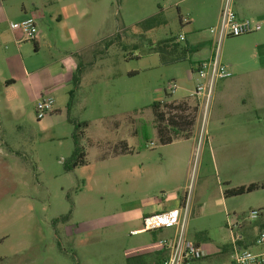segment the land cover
I'll use <instances>...</instances> for the list:
<instances>
[{"label": "rangeland", "instance_id": "rangeland-1", "mask_svg": "<svg viewBox=\"0 0 264 264\" xmlns=\"http://www.w3.org/2000/svg\"><path fill=\"white\" fill-rule=\"evenodd\" d=\"M26 1L16 0L8 9ZM73 1L87 16L82 24L73 19L68 26L83 29L79 42L86 47L82 55L85 72L71 119L88 124L82 130L89 163L65 172L75 131L65 116L39 121L36 108L18 105L9 109L0 96V264H156L155 258L150 260L144 253L149 246L157 247L155 239L169 238L168 232L154 235L144 227L136 232L125 222L131 216L125 210L160 197L157 187L149 184V164L160 161V147L132 159L111 156L116 138H127L130 143L129 138H137L135 122L154 120L153 104L166 100L170 82L178 86L176 97L194 91L200 81L191 74L189 61L163 65L160 56L148 50V39L160 42L187 35L191 58L197 60L215 51L217 36L211 31L217 26H202L194 35L184 22L190 19L189 10L203 0ZM158 14L165 24L147 40L129 39L124 42L127 48L115 46L105 52L106 39ZM56 35L64 39L62 32ZM247 38L230 39L226 54L230 48L233 55L242 53ZM221 50L225 54L223 44ZM12 53H16L13 46L0 47L1 68ZM212 102L198 116L190 112L189 129L170 131L171 138H204L205 142L212 138L217 106L215 98ZM153 138H157L156 131ZM232 162L228 174L218 172L211 153L200 142L188 182L187 173L180 181L182 187L187 182L186 192L191 196L187 238L208 245L210 251L230 245L229 224L244 222L252 229L264 224V189L225 197L228 190L263 183L264 151ZM253 210L262 212L257 221L248 219ZM69 214L68 220H60Z\"/></svg>", "mask_w": 264, "mask_h": 264}, {"label": "crops", "instance_id": "crops-1", "mask_svg": "<svg viewBox=\"0 0 264 264\" xmlns=\"http://www.w3.org/2000/svg\"><path fill=\"white\" fill-rule=\"evenodd\" d=\"M15 1L0 0V47L5 44L16 49L15 54L7 55L4 69L0 67V96L9 109H17L18 105L21 107L27 105L35 109L42 98L52 97L55 99V108L50 117L56 119L65 116L68 119L69 105L72 111L81 88L85 72L82 55L86 50V47H81L79 42L83 29L68 26L69 21L73 19H78L79 24H82L87 11L84 9L80 11V5L73 0H28L22 2L18 8L9 10V5H14ZM222 4L223 0H203L189 10L188 27L193 30L194 35L202 26L219 25ZM234 10L240 19H250L260 23L262 30L243 36L250 39H246L247 46L238 55L237 53L233 55L231 48L226 54L229 40L233 38H227L223 42L225 54L221 50L220 60L230 70L232 76L218 80L212 93L211 99L214 102L215 98L217 104L216 128L212 138H206L205 142L204 138H171L170 136V131L184 132L189 129L190 112L195 111L198 116L202 107L205 109V98L196 97L195 90H185L184 95L176 97L165 93L166 100L158 103L157 110L161 117L163 116V123H160L163 133L161 135L158 130H155L157 138H153L154 147L149 146V149L153 151L157 146L160 147V161L149 164V176L152 178L149 184L151 187H157L160 197L149 198L148 201L125 210L127 216L131 214L125 222L136 228V232H142L141 228L144 227V220L147 217L181 208L185 200L191 163L200 142L203 149L211 153L217 171L224 174H228L232 169L233 158L242 159L253 152L264 151V126H262L264 121V0H234ZM31 17L36 19L39 30L38 40L32 42L33 46L28 44L19 33L10 29L11 23H20ZM56 32H62L64 39L59 40ZM185 37V42L192 52L189 38L187 35ZM46 50L50 52L49 55L45 54ZM213 56L214 51L211 50L207 56L197 60L190 57L187 61L191 65V74L195 75L199 63L208 61ZM79 67L82 68V78L79 89L75 91L73 78ZM153 121H157L155 114ZM129 139L131 143L127 138H116L117 145L111 157L132 159L135 155H140V152H136L139 146L138 139ZM183 143H187L188 146ZM84 148L88 164L89 149L85 146ZM188 149L189 152H187ZM105 156L102 157L103 160L107 158L106 154ZM240 167L245 166L241 163ZM124 173H128V170ZM124 173L121 172L120 175ZM184 173H187V182L182 187L180 181ZM170 185L173 186L172 189H168ZM245 224L241 223L234 234L237 238V247L259 252L260 250L255 246V240L260 235V226L252 229ZM159 232H168L169 238L174 234L173 230H161L153 234L158 235ZM230 235L231 238L232 234ZM161 239L164 238L155 239L156 244ZM195 244L203 248L208 255L207 259L200 264L231 262L234 252L233 239L230 245L216 246L213 251H210L206 244L199 242ZM147 249L149 251L144 255H150V260L155 258L156 264H162V252L157 251V247L154 246H149Z\"/></svg>", "mask_w": 264, "mask_h": 264}, {"label": "built area", "instance_id": "built-area-1", "mask_svg": "<svg viewBox=\"0 0 264 264\" xmlns=\"http://www.w3.org/2000/svg\"><path fill=\"white\" fill-rule=\"evenodd\" d=\"M186 24L189 20L184 21ZM11 31L19 33L27 42H37L39 30L36 19L31 17L20 23H11ZM262 30L260 23L250 19H240L234 10V0H223L219 25L211 31L217 36L214 56L208 61L199 63L195 75L200 79L194 95L205 98L206 107L211 101L215 84L218 80L228 79L232 76L230 70L221 63V47L227 38H239L257 33ZM179 42L185 43V35H181ZM177 84L170 82L166 93L173 95L177 91ZM163 103V102H162ZM205 107V108H206ZM55 99L52 97L42 98L36 107L37 119L42 120L54 113ZM150 147H154L151 143ZM191 196L185 193L183 205L178 210L169 211L163 214L152 215L144 220V228L148 232L161 230H174L170 238L161 239L157 242V251L162 252V264H200L206 260L208 255L203 248L196 245L187 238V222ZM261 216L260 210H253L248 217L251 221H257ZM240 224H229V231L234 240V252L231 262L228 264H264V233H261L255 240V246L260 250L254 252L249 249L237 247V238L234 235ZM224 264V263H217Z\"/></svg>", "mask_w": 264, "mask_h": 264}, {"label": "trees", "instance_id": "trees-1", "mask_svg": "<svg viewBox=\"0 0 264 264\" xmlns=\"http://www.w3.org/2000/svg\"><path fill=\"white\" fill-rule=\"evenodd\" d=\"M165 22L160 17V14L151 17L139 24H136L130 29H125L117 32L114 36L106 39L104 41L105 52L109 49L117 46L120 48H127L124 43L126 40L137 38L139 40H147L148 36L152 35L158 28L163 26ZM150 44L148 45V50L154 53H157L160 56V61L163 65H174L183 61L190 60L191 50L188 45L178 41L177 37H172L160 42H154L151 39H148ZM82 78V68L79 67L77 74L73 78L74 90H78L81 84ZM72 97V94H71ZM162 104V103H161ZM159 107L158 103L153 104L154 114L156 115L155 122L139 120L134 123V134L137 136L139 146L136 152H143L149 149V145L153 140V131L158 130L162 135L163 127L160 123H163V119L159 114L157 108ZM68 121L74 125L75 131L73 134V143L74 150L72 156L64 162V170L67 173L73 172L78 167H83L87 165L85 148L82 144L84 137V131L88 124L87 123H78L75 120L71 119V105L68 108ZM264 189V183L261 185H250L248 187H241L236 189H231L226 191L225 197H234L243 195L245 193H251L257 189ZM261 212V211H260ZM262 213V212H261ZM71 214L66 217L60 218L61 221H66L69 219ZM260 218V217H259ZM260 234L264 233V224L260 226ZM240 243V242H239ZM250 250V249H249Z\"/></svg>", "mask_w": 264, "mask_h": 264}]
</instances>
